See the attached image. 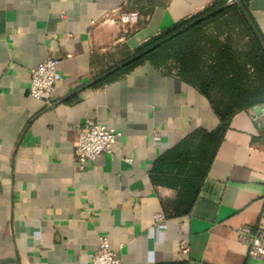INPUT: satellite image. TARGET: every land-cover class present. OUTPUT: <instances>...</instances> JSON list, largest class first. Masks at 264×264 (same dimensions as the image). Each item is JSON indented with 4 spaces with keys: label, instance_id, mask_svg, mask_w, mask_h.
I'll return each mask as SVG.
<instances>
[{
    "label": "crops",
    "instance_id": "obj_1",
    "mask_svg": "<svg viewBox=\"0 0 264 264\" xmlns=\"http://www.w3.org/2000/svg\"><path fill=\"white\" fill-rule=\"evenodd\" d=\"M213 1L0 0V264H91L101 236L120 264H264L237 236H264V113L236 112L218 134L209 101L173 70L143 62L103 81ZM246 6L264 42V0ZM126 10L138 21L123 27ZM46 58L61 73L51 108L28 94ZM87 119L119 136L80 170Z\"/></svg>",
    "mask_w": 264,
    "mask_h": 264
},
{
    "label": "trees",
    "instance_id": "obj_2",
    "mask_svg": "<svg viewBox=\"0 0 264 264\" xmlns=\"http://www.w3.org/2000/svg\"><path fill=\"white\" fill-rule=\"evenodd\" d=\"M238 1L254 26L248 0ZM143 62L174 69L176 76L195 86L218 116V134L236 112L264 103V49L234 0H215L151 37L103 81H112ZM193 139L185 142L192 150ZM185 201L184 207L189 204L188 198Z\"/></svg>",
    "mask_w": 264,
    "mask_h": 264
},
{
    "label": "built area",
    "instance_id": "obj_3",
    "mask_svg": "<svg viewBox=\"0 0 264 264\" xmlns=\"http://www.w3.org/2000/svg\"><path fill=\"white\" fill-rule=\"evenodd\" d=\"M138 12L133 10L120 11L118 22L123 26H131L137 23ZM61 79V73L57 68V60L46 58L29 71L28 94L43 102L45 107H53V89ZM119 136V132L107 128L98 121L87 119L77 129L76 141L73 146V160L80 170L85 169L88 163H92L101 154H111V145ZM164 220L162 213H156L154 224ZM237 236L247 246L250 256L264 260V236L259 231L249 226H241L237 229ZM181 253L188 252L185 242L179 245ZM91 264H120L117 253L109 246L106 237H99L96 249L90 254Z\"/></svg>",
    "mask_w": 264,
    "mask_h": 264
},
{
    "label": "water",
    "instance_id": "obj_4",
    "mask_svg": "<svg viewBox=\"0 0 264 264\" xmlns=\"http://www.w3.org/2000/svg\"><path fill=\"white\" fill-rule=\"evenodd\" d=\"M234 1L237 3V5H238L240 11L242 12V14H243V16L245 17V19L247 20V22L250 24L252 30H253L254 33H255L256 38L258 39L259 43L261 44L262 48L264 49V42L262 41V39H261V37L259 36L258 32L256 31L255 27L253 26L252 22L250 21L248 15H247V13H246V11L243 9V7L241 6V4L239 3L238 0H234ZM252 110H253V112H254L256 115H260V114L264 113V103L259 104V105H254V106L252 107Z\"/></svg>",
    "mask_w": 264,
    "mask_h": 264
},
{
    "label": "rangeland",
    "instance_id": "obj_5",
    "mask_svg": "<svg viewBox=\"0 0 264 264\" xmlns=\"http://www.w3.org/2000/svg\"><path fill=\"white\" fill-rule=\"evenodd\" d=\"M171 70H173V71H174V69H171Z\"/></svg>",
    "mask_w": 264,
    "mask_h": 264
}]
</instances>
